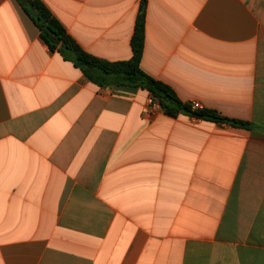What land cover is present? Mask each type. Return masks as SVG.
I'll use <instances>...</instances> for the list:
<instances>
[{"label":"crops","instance_id":"obj_1","mask_svg":"<svg viewBox=\"0 0 264 264\" xmlns=\"http://www.w3.org/2000/svg\"><path fill=\"white\" fill-rule=\"evenodd\" d=\"M89 54L133 56L182 102L143 113L0 0V264H264V0H40Z\"/></svg>","mask_w":264,"mask_h":264},{"label":"trees","instance_id":"obj_2","mask_svg":"<svg viewBox=\"0 0 264 264\" xmlns=\"http://www.w3.org/2000/svg\"><path fill=\"white\" fill-rule=\"evenodd\" d=\"M40 31L42 40L51 52H59L65 60L80 68L85 77L98 86H128L146 89L160 105L166 115L180 114L197 119L227 123L235 127L249 125L238 120L221 116L211 109L194 110L190 102H182L167 84L147 75L141 69V59L145 43L146 5L140 6L131 46L133 56L126 61L110 62L87 53L69 34L62 23L40 0H18Z\"/></svg>","mask_w":264,"mask_h":264},{"label":"built area","instance_id":"obj_3","mask_svg":"<svg viewBox=\"0 0 264 264\" xmlns=\"http://www.w3.org/2000/svg\"><path fill=\"white\" fill-rule=\"evenodd\" d=\"M191 107L194 110L203 109L202 105L197 101L191 102ZM159 110H161L160 105L156 101H154L153 98L150 97L148 99L146 106L143 108L142 111L146 115H153L155 112Z\"/></svg>","mask_w":264,"mask_h":264}]
</instances>
